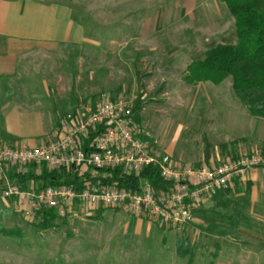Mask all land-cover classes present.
<instances>
[{"label":"rangeland","instance_id":"1","mask_svg":"<svg viewBox=\"0 0 264 264\" xmlns=\"http://www.w3.org/2000/svg\"><path fill=\"white\" fill-rule=\"evenodd\" d=\"M58 2L74 6L81 22L90 26L92 40L100 37L101 42L105 41L104 63L98 62L93 48H89L91 56L79 57L72 65L71 51L65 50L58 55L57 62L64 71L58 81L59 92L63 95L72 89L77 96V106L81 101L102 95L122 98L133 108L135 128L140 136L151 141L156 154H168L177 164H197L199 160L207 165L219 164L241 153L262 149L259 143L247 139L235 146L223 143L225 139L235 141L242 134H250L254 130L252 121H257L236 98L231 78L221 86L207 83L208 93H197V86L187 85L181 73L172 70V66L169 71L161 72L163 60L153 58L154 50L152 55L149 54L145 39L133 41L136 34L140 37L139 32L135 34L138 13L140 15L134 11L136 6L142 9L141 15L146 16L153 13L159 3L121 0L114 6L115 0ZM177 12L178 21L182 11ZM157 15L155 21L160 20ZM230 15V12L226 14L227 19L225 17L223 25L215 28L216 31L202 29L205 31L201 44L210 41L214 44L234 43V18ZM176 22H173L176 27L183 29L194 24L182 20ZM224 29L226 31L221 32ZM182 31L156 32L151 41L159 45V50L161 43L169 41L170 47L174 48L166 49L167 56L174 55L183 46H191L192 41L197 45V32L193 35ZM71 68H74L73 73ZM157 70L162 74H155ZM69 113L61 115L58 127ZM207 141L211 160L214 159L210 163L205 161ZM13 169L28 172L33 168ZM233 212L231 208H213L209 200L199 206L193 224L174 229L154 219L106 213L74 204L56 211L57 229L42 232L39 227L42 220L28 217L16 200L6 199L0 190V264L80 263L83 259H95L87 253L98 249L110 253L104 257L105 264L123 263L125 259H121L130 250L136 251L139 262H152L177 254L178 243H184L185 239L194 249L195 259L209 262L214 254L234 252L247 242L240 239L241 225H230V215L237 219ZM100 214L102 220L97 221ZM3 230L17 231L19 237H9Z\"/></svg>","mask_w":264,"mask_h":264},{"label":"crops","instance_id":"2","mask_svg":"<svg viewBox=\"0 0 264 264\" xmlns=\"http://www.w3.org/2000/svg\"><path fill=\"white\" fill-rule=\"evenodd\" d=\"M119 1L121 0H115L114 6H117ZM136 1L159 3L155 11L146 16H142V9L139 10L136 6L134 11L140 12L141 17L138 13L135 34L139 32L140 37L136 34L133 41L139 42V38L140 41L145 39L146 44L144 45L149 48V54L154 50L153 55L151 54L153 58L161 57L160 59L163 60L160 68L162 73L169 71V66H172L171 69L181 73L184 81V74L191 63L204 60L207 51L217 45L228 44L227 42L214 44L211 41L208 44H201L204 37L202 33L205 31L202 29L209 28L216 31L215 28H220L223 25L226 14L229 15V9L221 0ZM178 10L182 11V14L180 20L177 21ZM155 15L157 18L160 17V20L155 21ZM163 18L164 23L162 22ZM181 20L194 24L184 27V29L176 27L173 22ZM232 24L235 37V21ZM179 29L180 31L183 29L182 32L185 34L192 33L194 35L197 32L195 35L197 45L192 41L189 44L191 46H183V49L177 47L179 50L174 55L167 56L166 49L170 51L171 48H174L170 47L169 41L160 42V50L157 49L159 45H155L154 41H151L156 32L170 33ZM90 31V26L81 22L74 6L70 3H61L58 0H0V147L24 143L31 148H37L56 137L61 115L72 112L77 106V96H74L72 89L63 95L59 92L58 81H61V73L64 75V71L57 62L58 55L66 52L65 50L71 51L69 60L72 65L79 57L85 59L91 56L89 48H93V54L97 55L98 62L104 63L105 61V41L101 42L100 37L92 40ZM225 31V29L221 30V32ZM70 70L73 73L74 68ZM161 72L157 70L155 74ZM205 84L207 83L197 85V93H208ZM64 90L66 91L67 88L65 87ZM232 111L231 107L230 112L232 113ZM213 118L211 120H214ZM255 120L257 121H252L254 122L252 123L254 124L253 132L242 134L235 141L224 138L223 143L233 144L246 139L253 140L259 143L262 149L251 152L264 153V119L255 118ZM206 143L205 161L210 163L214 159L211 160L210 157L207 161V150L210 152V149H208V141ZM202 164L205 163L197 161V165ZM14 172V169L10 168L9 177ZM0 190L2 191L1 184ZM210 202L215 208L212 199ZM224 202L226 207L219 209L231 208V211H234L232 214H236L237 219L234 220L230 215L228 217L230 225L233 227L241 225L240 239L247 241L239 250L221 251V253L214 254V258L209 262L200 258V260L195 259V255L192 259L188 256L189 259L186 261L187 257H180L178 249L177 254H171L167 259L139 262L136 251L130 250L124 254V258L121 260H125L120 264H264V167L250 172L246 182H238L224 197ZM98 210L106 213H125L133 218H142L118 209ZM88 252L87 256L96 258L93 260L87 258L80 263L70 264H105L104 257L110 255V253H106V249ZM111 255L115 256L112 253Z\"/></svg>","mask_w":264,"mask_h":264},{"label":"built area","instance_id":"3","mask_svg":"<svg viewBox=\"0 0 264 264\" xmlns=\"http://www.w3.org/2000/svg\"><path fill=\"white\" fill-rule=\"evenodd\" d=\"M94 134V135H92ZM44 166L83 176L103 169L139 174L146 167L159 169L167 190L155 194L145 182L138 189L85 182L80 191L69 186H31L22 190L9 178L13 167ZM264 167V153H241L219 164H177L170 155H158L153 144L135 128L133 108L122 98L102 95L81 101L60 123L56 137L40 147L27 144L0 147L2 196L16 200L28 217L42 220L45 210H61L79 204L91 210L118 209L154 219L169 228L190 225L200 205L219 192L247 181L250 172ZM18 172H22L19 171Z\"/></svg>","mask_w":264,"mask_h":264},{"label":"trees","instance_id":"4","mask_svg":"<svg viewBox=\"0 0 264 264\" xmlns=\"http://www.w3.org/2000/svg\"><path fill=\"white\" fill-rule=\"evenodd\" d=\"M229 9L235 21V42L219 44L206 53L204 60L191 63L185 74L184 82L189 86L201 83L222 85L232 79L233 91L237 99L245 106L249 114L259 120L264 119V0H221ZM94 135V134H92ZM238 142L231 144L235 146ZM210 152L207 150V161ZM28 172L15 171L10 180L22 190H29L32 184L41 189L48 186H69L76 191L83 189L85 182H100L138 189L148 182L152 191L167 190L168 183L162 178L158 168L146 167L139 174L127 175L121 169H103L97 173L92 170L83 176L65 169L49 171L46 166L35 173V166ZM229 193L219 192L213 198L215 208H225L224 197ZM58 215L55 210H45L40 224L42 232L57 229ZM101 215L96 220H101ZM9 237L17 236V231H8ZM178 254L182 258L194 257V249L185 239L178 243Z\"/></svg>","mask_w":264,"mask_h":264}]
</instances>
